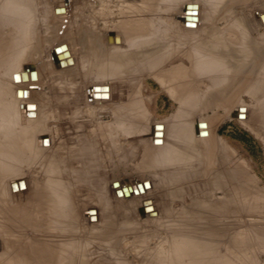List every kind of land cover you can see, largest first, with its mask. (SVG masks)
I'll use <instances>...</instances> for the list:
<instances>
[{
	"label": "bare ground",
	"instance_id": "bare-ground-1",
	"mask_svg": "<svg viewBox=\"0 0 264 264\" xmlns=\"http://www.w3.org/2000/svg\"><path fill=\"white\" fill-rule=\"evenodd\" d=\"M53 1L62 2V5H55L56 8L60 7L56 11L61 13L68 8L78 11L85 5L66 6V0ZM102 1L104 3L107 0ZM119 1L122 2V16L113 30L109 26L105 27L111 33L106 35L94 29L93 36L97 38L95 55L100 59L96 68L99 72L95 70L94 76L90 77L93 84L90 82L91 85L84 91L88 105L100 104L105 108L110 105L113 120L90 117L85 124L87 128L82 130L83 127H77L78 130L73 134L76 138L73 145L66 147L59 143L57 147L61 152L52 151L56 158L48 161L44 149L56 147L44 134L48 131L45 122L55 118L51 103L56 101L64 105L72 102L80 90L76 87H57L49 98L44 91L39 93L42 99L46 97L47 100L34 99L37 93L35 81H40V71L34 64H25L24 69L20 67L34 50L32 43L36 12L39 10L44 15L46 7L44 4L39 5L37 0H0V65L6 67L11 83L4 86L0 83V227L36 225L44 219H56L55 215L63 216L59 222L60 232L52 238V244L44 246L42 242L37 241L38 244L33 238L29 240L25 236L18 247V242L15 244L10 241L11 238H6L8 246L4 250L7 251L0 252V264H81L85 253L80 250L79 242L76 237L64 233L66 223H76L75 205L79 195L74 189L85 184L86 180L77 166L99 168L102 164L100 160L102 162L104 157L110 155L112 140L115 132L119 131L133 139L140 171L150 170L157 178H163L168 183L184 182L192 177L202 181L201 185L190 186L192 191L190 187L186 189L188 193L191 192V196L188 200L182 199L176 211L180 214L178 217L187 218L186 225H183L188 232L177 230V243L171 241L169 248H160L156 252L158 259L150 264L248 263L252 258L246 255L248 235L241 227V214L243 211L264 213V186L260 185L246 160L217 133V125L213 126V120L221 119L220 112L212 116L207 113L212 106L223 104L231 90L237 91L240 85L246 84L249 87L244 90L252 88L256 102L248 105L239 99L242 103L238 104L234 116L257 136L264 134L261 127L264 95H259L264 92V64L258 78L251 76L246 82L245 78L251 75L248 70L253 69V63L246 62V57L235 56L233 50L235 46L236 52H245L250 37L247 26L238 20L230 7L222 9L224 16L233 15L225 20V26L218 29L214 24L220 7L230 0H187L185 11H192L187 16L192 19L202 15L203 18L200 34H189L188 41L181 38V28L171 15L181 0ZM163 2H166L165 5ZM195 6L198 9H194ZM61 8H64L63 11ZM205 32L208 34L205 35ZM54 53L58 54H55V59L61 58L59 52L54 50ZM123 74H139L141 77L148 74L157 79L177 101L178 107L171 117L161 125H156L140 95L143 83L141 89L136 91L138 94L132 95L133 98L115 95V86L110 82L122 79L118 75ZM143 78H140L141 81ZM108 84L111 86L109 89ZM223 88L224 97H219L217 102L208 99L209 90H216L221 96ZM64 92L67 95L64 96ZM107 93L108 99L105 98ZM122 109L134 119L124 120ZM98 138H101V144H98ZM41 165L46 168L45 180L34 183L24 177L9 179L13 174L22 172L24 166L32 168ZM60 171L68 175V181L60 178ZM102 180L92 182L96 186L92 194L83 192L80 196L85 203L92 199L96 205H100L106 198L108 184ZM15 181H21L20 185H25L26 189L31 187L33 199L18 205L9 201L7 196L9 191L14 193L11 184L14 182L15 185ZM101 181L102 186L99 185L98 189L97 185ZM142 184L132 187L134 182L129 183L124 187L125 194L143 192L146 186ZM3 209L8 211L3 212ZM253 227L264 230V224H255ZM227 228L232 231L230 254L220 248ZM182 234H186L184 240L180 237ZM1 235H4L2 231ZM1 244L0 241L2 250Z\"/></svg>",
	"mask_w": 264,
	"mask_h": 264
},
{
	"label": "rangeland",
	"instance_id": "rangeland-1",
	"mask_svg": "<svg viewBox=\"0 0 264 264\" xmlns=\"http://www.w3.org/2000/svg\"><path fill=\"white\" fill-rule=\"evenodd\" d=\"M186 1L181 0L178 2L171 15L181 28V38L189 41V34H200L203 18L202 15L194 16L192 19L188 17L187 13H191L192 11L190 9L185 11L184 4ZM60 2L37 0L39 5L44 4L43 6L46 7L45 14L43 15L39 10L36 12L35 39L33 38L34 42L32 43L35 51L33 50L30 57L23 60L20 67L24 69L25 64H34L40 71V81H35V88L37 89V93L34 95L35 100H47L52 90L57 87H76L80 90V93H78V96L72 102H67L64 105L56 101L51 103L55 118L48 119L45 122V128L48 131L44 134L55 143L56 147L55 149L49 147L44 149L48 161L53 157L56 158V155L52 154V151L61 152V149L59 150L57 147L59 143L66 147L73 145L76 140L73 134L78 130L77 127L79 129L83 127L82 130L87 128L85 124L89 122L90 117H98L103 121L113 120L114 115L111 106L109 105L108 108V105H106L105 108L100 104L88 105V99L84 91H86L91 83L93 84L90 80V77L94 76L92 74L96 73V71L97 73L99 72L98 68H96L99 65L97 63H99L100 59L95 55L94 45H96L97 38L93 36L94 29L97 31L101 30L107 35L111 33L110 31L114 29L115 23L122 16L120 11L122 2H116V0H107L104 3L102 0H66V6L71 4L75 7L85 5L78 11L68 8L62 13L56 11L60 7H55V5H62V2ZM165 3L163 2L162 4L165 5ZM224 7H230L238 20L247 26L246 31L250 37L247 41L245 52H236L235 46L233 50L236 53L235 56L246 57V62L253 63V69L248 70V73H251V75L248 74L245 81L247 82V79L249 77L251 79L253 76H256L257 79L261 66L264 64V0H230L225 6L220 7L218 16H216L217 19H214V24L218 26V29L224 27L225 20L233 16L232 14L224 16V10H222L225 9ZM63 9L61 8V11ZM194 9H198V7L195 6ZM45 16L46 18L44 19ZM107 26L110 27V31L105 30ZM86 34L88 36L85 38ZM204 34L207 35L208 32ZM56 48L61 49L59 52L61 58L55 59L56 53H54V50ZM60 64H63L62 68L59 67ZM92 65L94 66L93 68ZM256 72H258L257 75ZM118 76L123 78L110 82V84L115 86V95L123 94L130 96L129 98H133L138 94L137 92L141 89V83H143L140 95L143 98L145 107L150 112V117L155 120L156 125H161L169 119L177 109V101L152 76L148 74L142 76L144 77L142 79L143 82L139 74H123ZM9 79L10 75L7 73L6 67L4 68L0 65V83L3 86L9 84ZM12 83L14 82L12 81ZM110 84L107 85L108 89L111 87ZM14 85L16 86V84ZM135 85L136 88L138 87L137 89ZM247 87L249 86L243 84L240 85L241 89L239 88L237 91L231 90L223 104L212 106V108L208 109L207 113L209 116H212L220 112L221 119L216 118L213 120V126L217 125V133L246 160L251 166V170L257 175L261 183L260 185L264 186V134L260 138L259 135L257 136L249 127L242 124L234 116L238 104L244 102L251 105L252 102H256L255 92L252 88L249 91L244 90ZM133 90L137 92L134 93ZM43 91L47 95H45L46 99H42V96L39 94ZM221 92L223 93L219 96L218 91L209 90L207 97L209 100L217 102L219 97H224L225 89L223 88ZM63 95L67 94L64 92ZM132 95L134 96L132 97ZM259 95H264V92H260ZM108 96L109 94L105 98L108 99ZM236 96H238V99ZM219 108L220 110H217ZM225 108L229 110H225ZM90 110H92V113ZM124 111L125 109H122V112ZM262 112L263 121L261 127L264 133V106ZM124 113V120L126 118L130 120L134 119L130 114L127 116L128 112ZM100 139H97L99 140L98 144L102 143ZM112 141L113 146L111 147L110 155L107 158L104 157L102 162L100 160L102 164L99 168L93 169L90 167L87 169L83 165L77 166L81 176L86 177V180L85 184L78 185L74 189V192L79 195V199H76L75 205L77 207V211H75L76 223H66L67 225H64L66 227L64 231L66 232L64 233L68 236L76 237L79 242L80 250L85 253L81 264H118V262L122 264L155 263L158 259L156 252L160 248H169L171 241L175 244L177 243L179 239H177L178 235H176L177 230H179L178 232H182V230L186 233L188 232L185 229L186 226L184 227L187 223V218L178 217L180 214H177L176 211L180 208L183 202L182 199L188 200V197L191 196V192L188 193L186 189L193 185H201L202 181L198 177H192V179L185 180L184 182L168 183L163 178H157L150 170L140 171L137 167L138 155L136 154L135 147H133V139H130L122 131H119L115 132ZM100 148L103 149L102 147ZM69 156H66V158ZM23 169L22 172L13 174L9 179L24 177L34 183L45 180V166L41 165L32 168L24 166ZM71 169L69 172H71ZM59 175L61 179L64 181L67 179L68 181V175L65 172L60 171ZM102 177H104L103 180ZM99 179L108 184L106 198L100 205H96L92 199L89 200L91 202L85 203L84 199H81L80 196L83 195V192H91L90 194H92L93 189L96 187L93 186L92 182ZM23 181L22 183H24ZM102 181L97 185V188L102 184ZM131 182H134V185H131L132 187H137V184L144 183L147 192L145 193L146 189L143 188V192L135 193L132 191L128 193L129 195H126L124 187L128 186ZM20 184L21 181H15V187L13 182L11 188H13L14 193L11 194L9 191V195L7 196V199L16 205L25 204L32 198V188L26 189L25 185L22 187ZM195 189L196 191L199 190L197 187ZM190 191H192L191 187ZM46 205L44 204V206ZM7 211L8 209H3V212ZM250 213L252 216H250ZM250 213L243 211L241 214L242 219L240 218L241 227L243 230H246V235H248L247 243H245L246 245L248 244L246 246V255L252 258L248 263L245 261L244 264H264V230L253 227L255 224H264V222H261V219L264 221V213ZM258 214L263 215L259 216ZM169 216L171 217L169 218ZM55 217L56 219L41 220L36 225H9L4 228L0 227V231L4 234L0 236V241L2 242V250L0 249V252L7 251L4 249L8 246L6 240H9V238L15 244L18 242V247H20L21 239L25 238V236L29 240L33 238L34 241L36 240L35 242H42L41 245L44 246L52 244V238L56 233L60 232L59 222L63 216L55 215ZM229 229L227 228L224 240L220 245V248L225 250L226 254H230L228 252H230L232 245V231ZM180 237L184 240L186 234H182Z\"/></svg>",
	"mask_w": 264,
	"mask_h": 264
},
{
	"label": "water",
	"instance_id": "water-1",
	"mask_svg": "<svg viewBox=\"0 0 264 264\" xmlns=\"http://www.w3.org/2000/svg\"><path fill=\"white\" fill-rule=\"evenodd\" d=\"M63 48H65V47H63ZM61 51V49L60 48H56L55 49V52H60ZM61 57V56H60Z\"/></svg>",
	"mask_w": 264,
	"mask_h": 264
}]
</instances>
